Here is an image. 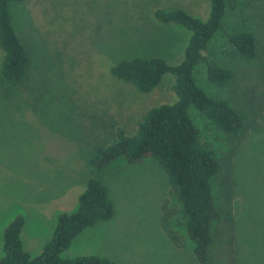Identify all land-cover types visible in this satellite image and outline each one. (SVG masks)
I'll use <instances>...</instances> for the list:
<instances>
[{
	"label": "rangeland",
	"instance_id": "1",
	"mask_svg": "<svg viewBox=\"0 0 264 264\" xmlns=\"http://www.w3.org/2000/svg\"><path fill=\"white\" fill-rule=\"evenodd\" d=\"M17 32L31 65L24 82L0 81V257L4 230L24 214V247L39 255L52 238L62 212L79 208L94 175L95 149L137 132L145 113L173 103L175 77L164 75L150 92L112 75L111 68L137 56L182 61L191 31L166 23L156 10L182 8L207 18L211 0H23L11 5ZM223 28L207 54L230 69L225 83L210 82L206 64L197 83L246 117L238 133L218 128L195 106L190 114L200 139L221 161L213 179L215 199L234 223L213 225L212 264H264V0H228ZM254 34L257 54L240 55L224 31ZM3 53L0 50V62ZM115 215L83 230L62 256L98 254L117 264H200L187 235L181 204L171 194L168 174L147 157L114 160L101 173ZM166 199L179 211L177 246L161 225Z\"/></svg>",
	"mask_w": 264,
	"mask_h": 264
},
{
	"label": "trees",
	"instance_id": "2",
	"mask_svg": "<svg viewBox=\"0 0 264 264\" xmlns=\"http://www.w3.org/2000/svg\"><path fill=\"white\" fill-rule=\"evenodd\" d=\"M23 0H0V81L22 83L27 77L31 57L26 44L19 36L14 20L12 3ZM228 0H211L209 16L205 19L182 8L156 10L163 22L185 26L191 31L184 58L171 64L159 56H137L125 59L111 68L115 77L132 83L140 91L156 88L167 73L173 74V90L177 100L149 109L139 124L137 132L127 135L124 129L119 139L95 149L90 159L94 175L86 191L79 197V208L72 213L62 212L52 238L39 255L33 256L24 247L22 232L26 224L24 214H18L4 230V254L0 264H117L98 254L62 256L73 240L86 228L99 221L110 220L115 215V204L109 195L101 173L114 160L124 157L128 163H137L147 157L159 162L168 174L171 194L181 204L187 235L194 243V253L200 264H212L210 248L212 229L216 222L227 219L234 223L231 211L218 206L213 179L221 170V161L211 146L200 139V130L190 114L195 106L220 129L238 133L246 124L245 115L228 100L209 95L196 80L197 67L206 64L210 82L225 83L233 73L212 61L207 51L214 36L223 28V18ZM236 51L246 57L257 54L254 34L247 30L224 31ZM161 225L177 246L184 245V237L175 227V207L166 199L162 207Z\"/></svg>",
	"mask_w": 264,
	"mask_h": 264
},
{
	"label": "crops",
	"instance_id": "3",
	"mask_svg": "<svg viewBox=\"0 0 264 264\" xmlns=\"http://www.w3.org/2000/svg\"><path fill=\"white\" fill-rule=\"evenodd\" d=\"M12 220H13V219H12ZM12 220H11V221H12ZM11 221H10V222H11ZM10 222H9V223H10ZM3 247H4V245H3Z\"/></svg>",
	"mask_w": 264,
	"mask_h": 264
}]
</instances>
